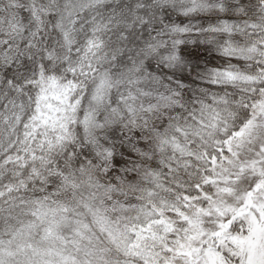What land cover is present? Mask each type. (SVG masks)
<instances>
[{
  "label": "snow or ice",
  "instance_id": "obj_1",
  "mask_svg": "<svg viewBox=\"0 0 264 264\" xmlns=\"http://www.w3.org/2000/svg\"><path fill=\"white\" fill-rule=\"evenodd\" d=\"M0 264H264V0H0Z\"/></svg>",
  "mask_w": 264,
  "mask_h": 264
}]
</instances>
